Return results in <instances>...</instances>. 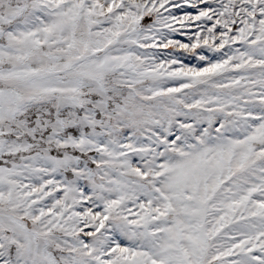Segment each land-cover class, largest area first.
I'll return each instance as SVG.
<instances>
[{
  "label": "snow or ice",
  "instance_id": "obj_1",
  "mask_svg": "<svg viewBox=\"0 0 264 264\" xmlns=\"http://www.w3.org/2000/svg\"><path fill=\"white\" fill-rule=\"evenodd\" d=\"M0 264H264V0H0Z\"/></svg>",
  "mask_w": 264,
  "mask_h": 264
}]
</instances>
